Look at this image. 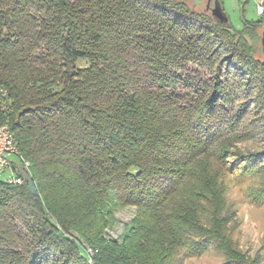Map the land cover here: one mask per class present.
<instances>
[{
    "label": "trees",
    "instance_id": "16d2710c",
    "mask_svg": "<svg viewBox=\"0 0 264 264\" xmlns=\"http://www.w3.org/2000/svg\"><path fill=\"white\" fill-rule=\"evenodd\" d=\"M263 27L186 0H0V126L37 189L0 179V264H182L211 245L244 258L214 164L246 113L228 114L235 80L264 97L247 40Z\"/></svg>",
    "mask_w": 264,
    "mask_h": 264
},
{
    "label": "rangeland",
    "instance_id": "374dc122",
    "mask_svg": "<svg viewBox=\"0 0 264 264\" xmlns=\"http://www.w3.org/2000/svg\"><path fill=\"white\" fill-rule=\"evenodd\" d=\"M186 1L194 10L208 14L212 13L211 9L215 5L214 0ZM223 8L236 28L242 27L243 18L256 20L260 17L253 1L244 4L239 0H223ZM263 29L264 27L259 30L260 37L257 41L247 39L255 50V57L261 61H264L261 40ZM233 64L234 61L232 66ZM200 68L197 63L191 64V69ZM203 69L202 66V75L205 76L207 72ZM248 78L243 83L239 79H232L233 82H238L234 86L240 92H237L234 102L227 108L230 117L246 111L237 129L239 137L232 145L235 155L229 156L222 165L214 164L220 172L219 180H222L224 194L231 207L225 232L234 247L244 254V258L240 257L229 263L225 253L211 245L199 255L182 250V264H264V97L263 94L260 95L257 86L251 85L250 92L246 90ZM134 213L133 206L117 211L116 221L107 229L106 235L118 237ZM206 218L204 216V223H207ZM242 258L243 261H239Z\"/></svg>",
    "mask_w": 264,
    "mask_h": 264
},
{
    "label": "built area",
    "instance_id": "2783aa9c",
    "mask_svg": "<svg viewBox=\"0 0 264 264\" xmlns=\"http://www.w3.org/2000/svg\"><path fill=\"white\" fill-rule=\"evenodd\" d=\"M240 2L253 1L260 16L264 15V0H239ZM16 158V159H14ZM13 160L25 163L15 155L13 151V140L8 135V129H0V179L11 183H22L25 179L18 175L13 168ZM3 175H5L3 177ZM90 253V251L88 250ZM91 254V253H90Z\"/></svg>",
    "mask_w": 264,
    "mask_h": 264
},
{
    "label": "water",
    "instance_id": "95a60500",
    "mask_svg": "<svg viewBox=\"0 0 264 264\" xmlns=\"http://www.w3.org/2000/svg\"><path fill=\"white\" fill-rule=\"evenodd\" d=\"M212 14L219 20L222 22H228L229 17L228 15L225 13L223 7L221 6L220 3L215 2L214 7H212ZM262 47H263V51H264V30L262 32ZM23 178L28 182L29 184V192L30 193H36L37 189L36 186L33 182V180L29 177V175L27 173H23Z\"/></svg>",
    "mask_w": 264,
    "mask_h": 264
},
{
    "label": "bare ground",
    "instance_id": "6f19581e",
    "mask_svg": "<svg viewBox=\"0 0 264 264\" xmlns=\"http://www.w3.org/2000/svg\"><path fill=\"white\" fill-rule=\"evenodd\" d=\"M0 129H8V128H6V126H0ZM8 135H9V137L12 138V140H13V151H14L15 155H19V159L23 160V162L25 163V166L28 167L29 163H28V161H26V160L24 159V157L21 155V153H20V151H19V149H18V146H17V142H16V140L14 139V136H13L11 130H9V129H8ZM88 250L90 251L91 254L93 253V252L91 251V249H88Z\"/></svg>",
    "mask_w": 264,
    "mask_h": 264
}]
</instances>
